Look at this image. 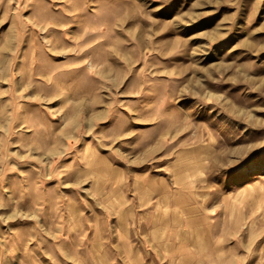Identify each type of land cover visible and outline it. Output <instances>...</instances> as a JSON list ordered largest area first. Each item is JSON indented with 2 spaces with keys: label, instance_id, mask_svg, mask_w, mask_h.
Wrapping results in <instances>:
<instances>
[{
  "label": "rangeland",
  "instance_id": "obj_1",
  "mask_svg": "<svg viewBox=\"0 0 264 264\" xmlns=\"http://www.w3.org/2000/svg\"><path fill=\"white\" fill-rule=\"evenodd\" d=\"M159 223L264 264V0H0V264Z\"/></svg>",
  "mask_w": 264,
  "mask_h": 264
},
{
  "label": "crops",
  "instance_id": "obj_2",
  "mask_svg": "<svg viewBox=\"0 0 264 264\" xmlns=\"http://www.w3.org/2000/svg\"><path fill=\"white\" fill-rule=\"evenodd\" d=\"M160 223L154 228L155 230H152L153 227L150 225L148 230L136 231L134 234L131 233L130 238L125 239L124 243L130 248L132 256L136 257L133 259V264H209L211 262V246L208 239H212V235H208L204 227L202 231L197 232V236L191 231H173L168 232V237L164 238L163 230L158 229L162 228L163 224ZM209 233L213 234V232ZM194 244L200 252L193 250ZM204 246L208 247L203 251ZM164 250L172 254L168 255Z\"/></svg>",
  "mask_w": 264,
  "mask_h": 264
}]
</instances>
